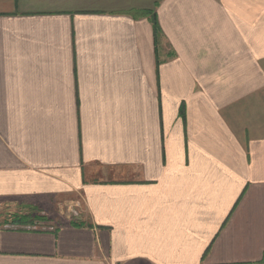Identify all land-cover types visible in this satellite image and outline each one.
I'll return each mask as SVG.
<instances>
[{
	"label": "crops",
	"instance_id": "0c3cea01",
	"mask_svg": "<svg viewBox=\"0 0 264 264\" xmlns=\"http://www.w3.org/2000/svg\"><path fill=\"white\" fill-rule=\"evenodd\" d=\"M0 206V264H264V0H0Z\"/></svg>",
	"mask_w": 264,
	"mask_h": 264
},
{
	"label": "rangeland",
	"instance_id": "374dc122",
	"mask_svg": "<svg viewBox=\"0 0 264 264\" xmlns=\"http://www.w3.org/2000/svg\"><path fill=\"white\" fill-rule=\"evenodd\" d=\"M11 212L12 211L7 210L5 207L0 206V225L2 226L11 225L12 223V220L10 219ZM12 213H17V210L13 211Z\"/></svg>",
	"mask_w": 264,
	"mask_h": 264
},
{
	"label": "trees",
	"instance_id": "16d2710c",
	"mask_svg": "<svg viewBox=\"0 0 264 264\" xmlns=\"http://www.w3.org/2000/svg\"><path fill=\"white\" fill-rule=\"evenodd\" d=\"M153 19H154L153 23H154L155 29H156L157 32H159V25H158V22H157L155 14H153ZM33 220H34V218H32V216H30V217L28 216V217H26L23 220H21V219H16L15 220L14 219L13 222L31 223V222H33Z\"/></svg>",
	"mask_w": 264,
	"mask_h": 264
}]
</instances>
